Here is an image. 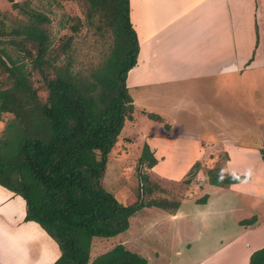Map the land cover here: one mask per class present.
Masks as SVG:
<instances>
[{"label": "trees", "instance_id": "trees-1", "mask_svg": "<svg viewBox=\"0 0 264 264\" xmlns=\"http://www.w3.org/2000/svg\"><path fill=\"white\" fill-rule=\"evenodd\" d=\"M8 1L14 8L20 6ZM84 2L88 22L98 14L114 40L102 66L87 76L74 71L70 57L60 59L67 57L72 39L54 50L42 12L32 10L27 22L9 28L0 20V67L7 73L0 81V121L4 113L12 116L0 136V186L24 200V221L37 223L55 242L59 255L52 264H148L121 243L91 256L93 238L126 231L141 208L162 203H121L102 185L107 157L125 121L132 118L133 101L125 80L136 63L138 43L129 22L128 0ZM5 45L14 46L18 58L13 59ZM22 53L30 68L19 58ZM39 89L45 90L44 97ZM259 151L264 161V149ZM156 163L144 144L138 164L151 168ZM247 178L220 173L211 175L209 183L230 185ZM140 179V189L149 196L154 188L147 186L144 175ZM248 264H264V247L251 253Z\"/></svg>", "mask_w": 264, "mask_h": 264}, {"label": "rangeland", "instance_id": "rangeland-1", "mask_svg": "<svg viewBox=\"0 0 264 264\" xmlns=\"http://www.w3.org/2000/svg\"><path fill=\"white\" fill-rule=\"evenodd\" d=\"M13 2L20 6L14 8L8 0H0V20L3 21L5 28H9L12 24L17 25L19 22H27L28 13L32 10L42 12L48 19L46 30L54 50H59L67 38L72 39L71 48L66 54L67 57L61 55L60 59L70 57L74 71L81 75H90L93 70L101 67L109 55V51L114 47L112 31L100 23L98 14L91 17L92 24L88 22L87 16L90 12L84 0H13ZM258 3L261 18L259 35L262 42L260 53L264 55V19L262 18L264 0H259ZM247 10L249 9L247 8ZM98 26L102 28L101 31H98ZM73 28L76 30L74 31ZM5 46L6 51L13 59L18 58L14 46ZM22 57L30 68L29 58L24 57L23 53L19 58ZM131 75L128 74V79L129 77L131 79ZM6 76L7 73L0 67V81H4ZM36 77L34 73L33 80H36ZM253 77L258 78V81L256 78L253 80ZM128 79L125 85L128 94L133 99L136 111L134 114L132 112L130 120L125 121L119 139L107 157L101 182L103 187L121 203H130L135 200L146 203L157 200L162 203V207L154 205L143 207L130 219L126 231L109 238H93L91 256L104 253L114 245L121 243L128 250L144 257L147 262L149 257L150 262L153 260V263L161 260L157 256H152L155 252L154 249L159 250V248L161 251L158 254H162L163 260H170L171 263L189 261V255H202L208 246L215 245L225 237L224 234H228L224 228L220 227V224H225L227 230L232 233L237 231V228H246L257 224L260 221L259 215L253 211L248 215L249 217L244 216L245 219L239 224L233 223L242 214V208L235 207V205L247 202L245 196L239 193L231 194L228 190L225 195L217 194L212 197L210 194L215 203L212 212H198L199 206L196 205L204 202L209 196L207 194L205 197V191L210 192L211 190H204V186L209 183V177L224 172L225 168L227 171H232L238 170L239 165L246 167L249 165L250 174L257 175L259 167L255 165L253 159L244 160L246 164L236 161L232 165L229 164L230 158H225L221 153L224 151L220 150L219 136L223 135L228 142L235 144L240 150L249 149L248 151L242 150L246 156L252 153L255 148L259 150L258 146L261 144L260 149H264V69L247 78L249 86L246 85L244 77L242 82L231 81L228 91L225 87L219 88L216 80L213 81L214 84L198 82V80L195 82H168L167 85L157 82L150 86L135 88L128 82ZM39 95L44 97L45 90L39 89ZM187 103L191 104L187 109L180 107V104ZM212 107L214 108L213 112L210 111ZM147 112L159 116V120L162 117L167 121L152 119L147 115ZM11 120V114H2L0 136L4 134L6 126ZM204 120L210 123L206 124ZM183 131L192 134V136L199 134L202 139L207 135L211 136L218 145L213 143L208 146L203 141H198L200 147L205 148L204 156L188 163L182 172H179V169L186 163L183 160H175L174 156L168 159L167 163L162 162L163 159H161L163 165L156 163L151 168L138 164L141 148L147 144L144 140L145 137L158 134L175 135ZM147 146L149 148L148 144ZM177 150L178 146L173 148V151ZM234 152L237 151L234 150ZM237 154L241 155L239 152ZM163 155L157 154L156 158H164L165 155ZM226 160L228 166L225 163ZM239 160L241 159L239 158ZM195 163L196 165L192 166ZM165 169H174L173 173L179 175H174L173 177L176 178H172L173 181L168 180L167 177L162 178L163 176H160L159 173H163ZM189 171L190 175L187 173ZM140 175L146 177L145 182L149 188L152 189L157 185L160 189L154 195L148 196L144 189H140L142 182ZM198 191H201L199 192L200 199L195 203L193 197ZM180 198H183L182 202H180ZM204 198L205 200H203ZM21 201L23 202L22 199ZM177 202L181 203L180 208L175 206ZM246 212L248 211L246 210ZM196 234L199 236L195 239L193 236ZM15 248L17 250L14 243H6V252L13 251ZM21 251L23 248H19L13 255L20 259ZM194 259L195 257H193Z\"/></svg>", "mask_w": 264, "mask_h": 264}, {"label": "crops", "instance_id": "crops-1", "mask_svg": "<svg viewBox=\"0 0 264 264\" xmlns=\"http://www.w3.org/2000/svg\"><path fill=\"white\" fill-rule=\"evenodd\" d=\"M128 2L129 22L137 37L138 50L136 63L127 72L125 83L128 74H132L128 82L135 88L150 86L157 82L167 85L168 82L198 80L214 84L213 81L216 80L219 88L225 87L228 91L231 81L242 82L244 77L246 85L249 86L247 78L264 69V55L260 53L262 42L259 35L261 32L259 0H128ZM247 8L249 10L246 11ZM262 12L264 13L263 10ZM262 18L264 19V15ZM255 78L253 77V80ZM180 105L187 109L191 104ZM134 111L136 110L133 106V114ZM210 111L213 112L214 108L212 107ZM160 120L167 121L162 117ZM204 122L210 123L205 120ZM204 139L199 134L192 136L183 131L175 135H149L144 140L155 158L157 154L165 155L164 158L159 157V163V159L156 158L158 165H163L162 162L167 163L168 159L174 156L175 160H183L186 163L179 169V172H182L188 163L204 156L205 148H201L198 141H203L208 146L213 143L218 145L211 136L207 135ZM219 140L220 150L226 153L220 152L225 158H230L229 164L232 165L235 161L246 164L244 160L253 159L255 165L259 167L257 175L249 176V165L248 168L239 165L238 170L232 171L225 168L222 173L238 174L248 178L230 185L208 183L204 190H211L205 191V197L207 194L209 196L204 202L196 205L199 209H195H198V212H212L215 203L210 194L212 197L217 194L225 195L229 190L231 194L239 193L245 196V200L247 199L246 204L235 205L242 208V214L233 223L239 224L245 219L243 217L252 211L258 213L260 221L253 226L237 228L233 233L227 230L225 224H220L228 234H224L225 237L215 245L208 246L202 255H189V261L171 263L170 260H163L162 254H158L161 251L159 248L154 249L152 256L161 258L163 262L159 260L153 263L151 258V263L149 257L148 264H248L251 253L264 247V161L259 151L262 144L258 146L259 150L255 148L246 156L244 151L249 149L240 150L223 135L219 136ZM177 146L178 150L173 151ZM225 163L228 164L227 160ZM173 172L174 169H165L159 174L163 176L162 178L167 177L173 181L172 178H176L173 177L175 175ZM177 175L179 174L175 176ZM253 179L255 181H252ZM159 189L160 187L155 185L149 196L154 195ZM199 192L201 191L194 194L195 203L200 199ZM19 197L0 186V264H52L59 255L57 245L37 223L24 221L25 203ZM181 199L183 198L179 200ZM180 205L181 203L177 202L175 206L180 208ZM198 236L199 234H196L193 238L196 239ZM6 243H14L17 250L23 248L20 259L13 255L17 251L16 248L6 252Z\"/></svg>", "mask_w": 264, "mask_h": 264}, {"label": "clouds", "instance_id": "clouds-1", "mask_svg": "<svg viewBox=\"0 0 264 264\" xmlns=\"http://www.w3.org/2000/svg\"><path fill=\"white\" fill-rule=\"evenodd\" d=\"M248 172H249V174H250L251 170L249 169Z\"/></svg>", "mask_w": 264, "mask_h": 264}]
</instances>
